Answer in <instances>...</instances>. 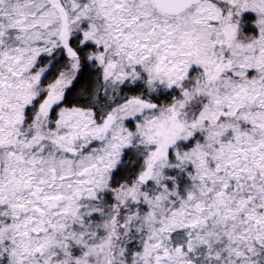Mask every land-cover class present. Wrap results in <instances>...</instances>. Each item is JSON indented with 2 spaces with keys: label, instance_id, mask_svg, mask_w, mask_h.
<instances>
[{
  "label": "snow or ice",
  "instance_id": "1",
  "mask_svg": "<svg viewBox=\"0 0 264 264\" xmlns=\"http://www.w3.org/2000/svg\"><path fill=\"white\" fill-rule=\"evenodd\" d=\"M0 264H264V0H0Z\"/></svg>",
  "mask_w": 264,
  "mask_h": 264
}]
</instances>
